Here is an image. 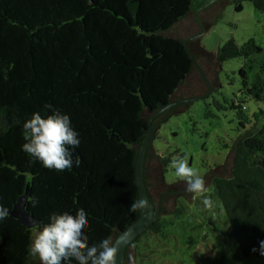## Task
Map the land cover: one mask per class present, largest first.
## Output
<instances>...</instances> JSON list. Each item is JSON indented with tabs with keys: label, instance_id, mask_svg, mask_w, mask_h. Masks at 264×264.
<instances>
[{
	"label": "trees",
	"instance_id": "1",
	"mask_svg": "<svg viewBox=\"0 0 264 264\" xmlns=\"http://www.w3.org/2000/svg\"><path fill=\"white\" fill-rule=\"evenodd\" d=\"M194 0H0V204L12 207L28 186L27 210L37 220L27 228L8 215L0 221V264H25L31 238L49 222L52 212L88 213L89 246L112 241L138 215L129 211L138 199L135 162L149 123L153 125L144 160V181L160 211L165 201L173 211L153 221L128 246L140 264L151 261L147 238L156 236L185 211L190 196L198 220L205 223L237 255H259L264 241V112L239 120V134L228 148L229 175L215 170L203 178L213 209L202 196L193 199L183 180L167 183L171 155L158 154L152 141L158 122L182 110L191 100L157 114L175 97L202 55L197 39L167 36L189 15ZM248 1L264 9V0H231L234 10ZM208 24H203L207 29ZM200 41V40H199ZM240 59L239 93L264 105V51L253 38L238 44L229 38L218 47L220 64ZM45 103L69 115L79 133L71 149L79 166L63 171L30 164L22 150L23 123L34 112L51 114ZM231 108H245L240 101ZM186 108V107H185ZM261 113V114H260ZM228 147V146H227ZM38 203L33 207L31 200ZM182 211V212H181ZM175 216V218H174ZM71 264H78L74 259Z\"/></svg>",
	"mask_w": 264,
	"mask_h": 264
},
{
	"label": "rangeland",
	"instance_id": "2",
	"mask_svg": "<svg viewBox=\"0 0 264 264\" xmlns=\"http://www.w3.org/2000/svg\"><path fill=\"white\" fill-rule=\"evenodd\" d=\"M209 1L194 0L191 12ZM241 4L242 9L235 11L232 2L226 3L217 19L198 39L199 45L211 51L215 43L218 49L230 37L238 44L253 38L264 51V9H255L248 1ZM240 66L241 60L236 58L218 63V87L210 94L190 101L185 110L172 113L158 126V136L152 141L158 154H170L172 160L187 154L189 166L202 177L226 161L230 153L228 148L240 131L239 120L251 118L261 108L264 112V105L239 93L237 71ZM237 100L245 108H231L230 102ZM175 178V170L170 164L167 183L178 182ZM184 201L185 211H181L179 218L174 216V221L162 229L166 235L158 232L146 239L148 246H143L141 251L148 253L151 261L145 260L143 264H264L261 251L259 255L239 256L204 222L188 223L200 218L189 195ZM132 264H140L136 255Z\"/></svg>",
	"mask_w": 264,
	"mask_h": 264
},
{
	"label": "clouds",
	"instance_id": "3",
	"mask_svg": "<svg viewBox=\"0 0 264 264\" xmlns=\"http://www.w3.org/2000/svg\"><path fill=\"white\" fill-rule=\"evenodd\" d=\"M45 109H51V114L41 116L38 112L23 123L22 150L31 158L30 164L39 161L48 169L63 171L72 168L75 163L79 166L77 156L73 160L71 149L79 147V133L72 127L69 115L55 109L51 104L45 103ZM187 154L171 161L176 178L186 183L185 191L192 193L193 199L202 196V203L206 209H213L214 201L209 195L204 178L189 166ZM38 201L33 198L31 204L36 207ZM148 201L143 198L133 200L129 211L140 212L148 208ZM9 210L0 204V221L7 219ZM49 222L38 227L31 238L29 252L38 258L39 264H71L72 260L78 264H115L118 249L110 238H104L96 244L89 246L90 229L88 213L77 209L75 214L68 211L62 213L52 212ZM261 255H264V241L261 242Z\"/></svg>",
	"mask_w": 264,
	"mask_h": 264
},
{
	"label": "water",
	"instance_id": "4",
	"mask_svg": "<svg viewBox=\"0 0 264 264\" xmlns=\"http://www.w3.org/2000/svg\"><path fill=\"white\" fill-rule=\"evenodd\" d=\"M228 2H231V0H211L206 5L198 8L196 12H191L189 15L176 22L168 31L164 32V34L179 38L183 41H187L189 38L197 39L196 46H198V39L217 19L219 12ZM203 24H208L207 29H203ZM216 50L217 43L213 46V50H206L211 53L210 56L202 55L196 60L195 66L175 95V97H189L192 95L193 97L172 101L162 107L157 114L177 103L202 98L218 87L219 83L216 77L218 62L215 60ZM185 107L187 108L188 106L182 107V110H185ZM182 110H177L176 112ZM170 115H172V113ZM167 118L159 121L157 126L165 122ZM152 127L153 125L149 123L145 136L138 148L135 162V179L138 187V198L146 199L149 206L138 212L137 217L124 230L117 232L114 237L112 243L118 249L115 257V264H132L134 255L128 246L138 235L142 234L153 221L157 220L160 215L170 213L174 208V203L171 200L165 201L161 206L164 211L161 212L157 204V194L151 189V200L144 181V160ZM231 160L232 153L230 152L226 161L215 168L217 170L216 173L220 175H229ZM27 199L28 186H26L25 192L17 197L12 207L8 208L9 216L18 219L21 224L27 228H32L36 226L37 220L32 213L27 210ZM25 264H39V260L29 254Z\"/></svg>",
	"mask_w": 264,
	"mask_h": 264
},
{
	"label": "flooded vegetation",
	"instance_id": "5",
	"mask_svg": "<svg viewBox=\"0 0 264 264\" xmlns=\"http://www.w3.org/2000/svg\"><path fill=\"white\" fill-rule=\"evenodd\" d=\"M182 99H183V98H182ZM157 204H158V203H157ZM157 204H156V205H157ZM158 205H159V204H158Z\"/></svg>",
	"mask_w": 264,
	"mask_h": 264
}]
</instances>
